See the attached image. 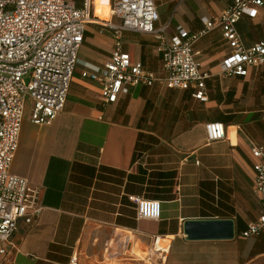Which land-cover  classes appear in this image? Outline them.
Here are the masks:
<instances>
[{"label": "crops", "instance_id": "1", "mask_svg": "<svg viewBox=\"0 0 264 264\" xmlns=\"http://www.w3.org/2000/svg\"><path fill=\"white\" fill-rule=\"evenodd\" d=\"M155 1L160 24L190 31L231 3ZM109 10V0H96V16L106 20ZM90 24L100 29L85 34V58L63 112L51 124L37 125L27 100L11 172L41 188L44 209L33 223L19 222L1 264H69L74 255L78 264H103L107 256L117 264H147L131 253L143 254L146 246L158 264H264V232L242 235L264 210L251 153L253 145H264V65L246 77L218 78L219 61L230 48L214 32L196 45L203 69L212 74L207 101L195 99L192 89L155 84L132 87L106 104L98 84L81 72L110 60L113 31ZM237 29L247 45L264 39V6L257 17L244 16ZM124 49L160 71L153 36L126 31ZM212 121L225 124L226 139L208 143L206 124ZM131 195L158 201L159 218L138 219ZM193 219H232L235 235L188 239L184 224Z\"/></svg>", "mask_w": 264, "mask_h": 264}, {"label": "built area", "instance_id": "2", "mask_svg": "<svg viewBox=\"0 0 264 264\" xmlns=\"http://www.w3.org/2000/svg\"><path fill=\"white\" fill-rule=\"evenodd\" d=\"M214 18L203 17L202 28L190 31L183 24H160L155 0H109L111 17L95 15L96 0H0V255L7 253L11 237L23 220L33 223L43 212L42 190L27 178L11 172L19 148L27 100L31 99L30 120L51 124L65 109L75 74L79 51L87 25L101 22L113 31L115 47L102 66H87L83 78L98 84L101 99L116 103L132 87L193 90V97L208 100L207 80L201 52L196 45L204 37L219 32L230 51L219 61L218 75H249L264 65V39L247 45L237 29L244 17L255 18L264 0H230ZM117 19L118 21H115ZM126 31L149 34L157 41L160 71L148 69L124 49ZM208 143L224 140L226 126L221 121L206 124ZM257 190L264 193V145L251 148ZM137 204L138 219H158L159 202L131 195ZM264 232V210L250 222L244 237ZM1 264V262H0ZM69 264H78L77 255Z\"/></svg>", "mask_w": 264, "mask_h": 264}, {"label": "water", "instance_id": "3", "mask_svg": "<svg viewBox=\"0 0 264 264\" xmlns=\"http://www.w3.org/2000/svg\"><path fill=\"white\" fill-rule=\"evenodd\" d=\"M188 239H220L235 235L232 219H193L184 224Z\"/></svg>", "mask_w": 264, "mask_h": 264}, {"label": "rangeland", "instance_id": "4", "mask_svg": "<svg viewBox=\"0 0 264 264\" xmlns=\"http://www.w3.org/2000/svg\"><path fill=\"white\" fill-rule=\"evenodd\" d=\"M99 29L100 28L98 26H95V25H92V24H88L87 25V32H86V34L88 35L89 32H92V33L95 34V33L98 32ZM243 32L246 33V34L249 33L250 32V28H248V27L244 28L243 29ZM84 58H85V56L82 54V52L80 50L79 60H78L77 66H80V65L83 64V62H82L81 59H84ZM218 76H219L218 78H223V76H221V75H218ZM144 248L145 249H144L143 254L141 253L140 255H136V257H138V258H144V260L147 261V264H158V263H156L157 262V259H156L157 256L155 254H152L153 248L150 247V246H148V247L146 246ZM96 254H98V253H96ZM107 258H108V260H106V262H104L103 264H117L118 263L116 260L110 259L108 256H107Z\"/></svg>", "mask_w": 264, "mask_h": 264}, {"label": "bare ground", "instance_id": "5", "mask_svg": "<svg viewBox=\"0 0 264 264\" xmlns=\"http://www.w3.org/2000/svg\"><path fill=\"white\" fill-rule=\"evenodd\" d=\"M110 17H111V12L109 10V17L106 20L110 19ZM101 20H103V19H101ZM103 21H105V20H103ZM128 250H129V248H128ZM131 253H134V254L136 253V255L141 254L140 252H137V251H134V250H131Z\"/></svg>", "mask_w": 264, "mask_h": 264}]
</instances>
